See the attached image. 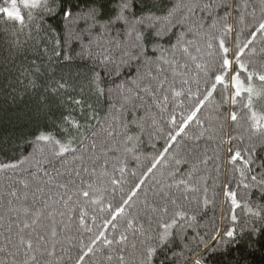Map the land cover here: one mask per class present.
I'll use <instances>...</instances> for the list:
<instances>
[{"label": "trees", "instance_id": "obj_1", "mask_svg": "<svg viewBox=\"0 0 264 264\" xmlns=\"http://www.w3.org/2000/svg\"><path fill=\"white\" fill-rule=\"evenodd\" d=\"M89 2L80 0V6ZM190 2L155 0L153 4L146 0L144 10L150 8L157 16H164L173 5ZM197 2L201 6L212 4L213 8L198 9L185 26L177 24L162 41L167 49L163 55L171 61L172 46L183 33L189 55L178 52V63L160 61L161 72L156 71L157 64L149 69L143 58L133 59L131 66L121 67L119 75L114 74L111 63L105 71L95 54L108 47L112 59L119 63L126 40L122 25L107 36L94 35L90 40L86 31L81 34L86 28L84 21L73 24L59 16L47 18L40 9L24 8L21 0H17V6L24 17L23 26L0 13V165H18L0 170V249H4L0 251V264H22L23 252L17 253L5 237L17 241L23 224L31 225V215L17 211L23 207L30 213L39 211L41 217L22 234L26 238L40 234L45 238L41 243L50 249L55 245L54 256L41 264H78L89 246L92 251L79 264H143L144 250L155 245L157 233L163 231L161 221L168 222L177 210L186 216L171 229L168 241L157 248L153 264H195L197 259L201 264H264V236L249 244L247 231L253 225L264 228V220L252 215L258 211L264 215V198L251 180L253 175L257 181L264 180V129L254 131L250 127V113L243 106L247 93L242 92L234 103L231 81L239 72L247 86L248 72L264 74V32L256 31L264 22V0ZM29 11L33 13L31 20ZM109 14L106 9L105 18ZM226 24L231 26L230 32ZM189 26L194 31H189ZM221 39L229 50L228 69L222 67L225 54L219 46ZM146 43L149 60L162 54L153 53L150 41ZM238 44H247L239 57L247 71L236 63ZM64 56L71 59L65 60ZM197 64L202 67L197 68ZM93 70L100 71L104 95H98L91 83ZM149 70L157 79L146 75ZM137 71L144 74L143 83L150 84L156 94L151 97L140 93L142 101L134 99L127 105L122 117L127 128L121 130L113 122V115L119 113L112 106L118 108L124 103V89L131 86ZM221 74L223 83L216 84L176 141H170L169 134H175L211 90L215 76ZM159 82L163 86L156 90ZM60 83L66 87L60 88ZM251 83L257 90L264 89V81L257 76ZM254 110L264 114V92L254 97ZM233 112L237 114L235 121L231 118ZM171 116L176 118L175 125L170 122ZM72 121L80 125L79 129ZM109 124L113 125L112 135L106 131ZM41 132L51 134L53 141H37ZM127 136L135 140L126 142ZM54 141H71L70 150L56 155L58 146ZM168 144L171 147L165 153ZM253 146L255 151L247 168L243 161L231 159L237 150L244 156V150ZM156 159L159 163L148 172ZM141 180L136 195L124 204ZM82 190H88L89 196L84 197ZM226 191L236 193L240 207L232 205ZM12 192L17 195L12 196ZM161 206L168 207L167 214L159 212ZM121 207L124 211L117 214L116 209ZM232 215L237 217L235 223ZM232 228L238 236L241 229L245 230L238 243L228 242L225 236ZM121 234L127 237L125 241L120 240ZM106 240L113 243L109 245Z\"/></svg>", "mask_w": 264, "mask_h": 264}, {"label": "snow or ice", "instance_id": "obj_2", "mask_svg": "<svg viewBox=\"0 0 264 264\" xmlns=\"http://www.w3.org/2000/svg\"><path fill=\"white\" fill-rule=\"evenodd\" d=\"M21 2L23 3L24 8L26 9H40L43 15L47 18H56L57 16H59L63 19L64 22H70L73 24H78L81 21H84L86 28L82 30L81 34H83V31H86L89 35L90 40L94 35L98 37L107 36L112 30L122 25L123 35L126 37V40L123 42V46L121 48L122 56L119 63L112 59L111 55L109 54L110 48L108 47H103L101 51L95 54L96 60L102 67H104L105 71H107V64L111 63L113 65L115 75L120 74L121 67L131 66V61L133 59L139 61L141 58H143L144 64L149 69L153 64H157V72H161L163 70L162 67L159 66L160 61H163L164 63H178L175 60V56L178 52H183L184 54L189 55V49L185 45L184 41V34L181 33L180 36L177 37L176 45L172 46L173 60L171 61L167 60L163 55V52L167 51V49H164L162 41L165 39L166 36L169 35L171 30L176 27L177 24L181 25L182 27L185 26L189 18L193 16L198 9L200 11H204L208 8H213L212 4H205L201 6L197 2V0H191L190 3L175 4L171 9H169L166 15L157 16L151 11L150 8L146 11L144 10L146 7V0H90V2L85 7L80 6V0H21ZM149 2L154 4L155 0H149ZM106 9L110 11V14L105 18ZM0 13L6 14L9 19L15 20L23 26L24 17L22 16L20 9L17 6V0H10V7L0 6ZM177 13H180V15L178 16ZM32 18L33 13L32 11H29L28 19L31 20ZM225 29L230 32L231 26L226 24ZM49 30L53 33L55 32V29L52 28L51 25H49ZM93 30L96 31L94 32ZM189 31H194V29L189 26ZM256 31L264 32V22L259 23ZM254 37L255 33H253V38ZM146 41H150L152 45L151 51L153 53L157 51H161L162 53L159 57H156L155 60H149V47ZM57 43H59V41H57ZM108 43L111 44L112 41L109 40ZM187 43L190 44L192 42L188 41ZM248 43H251V41H248ZM219 46L225 54V57L223 58L222 67L224 69H228L230 67V61L226 58V54L229 50L227 47H225L224 41L222 39L220 40ZM117 47H121V44L117 43ZM209 47H211V44H209ZM246 47L247 44H245L243 47H240L238 44V52L236 55V63L239 65V68L244 71H247V68L245 64L240 62L239 57L240 54L243 53L244 48ZM197 51H199V49H197ZM56 55L59 56L60 53L57 52ZM63 59L69 60L71 58L68 56H64ZM191 59L195 61L196 57H191ZM201 67L202 66L200 64H197V68ZM37 71H39V69H37ZM146 75L152 77V79H157L156 76H153L150 70L146 73ZM254 76H257L260 81H264V74H258L254 72H248L247 80L249 83L247 84V86H245L244 82L240 79L239 72H237L231 77L232 86L235 89L233 102L235 103V98L237 96H240L242 92L247 93V102L243 106L247 108L248 112L250 113V127L254 131H260L261 129H264V124L261 123L262 121H264V114H259L257 111L254 110V97H259L262 92H264V89L257 90L253 87L251 81L253 80ZM143 78L144 74H141L139 73V71H137V76L133 78L131 86L124 89V103L120 104L118 108L116 105L112 106L115 112L119 113V115H113V122L116 124V126L121 128V130H126L127 128V124L123 122L122 117L129 103H132L134 99H139L142 101L144 99V96H141L140 93H144L146 96L155 97L156 91L153 90L150 84L143 83ZM100 79V71L93 70L91 83L95 86L98 95H104V89L100 87ZM223 80L224 76L222 74L215 76V83L211 85V90H208L207 95H205L202 100H199L198 106L187 116L186 120H184L178 126V128L175 130V134H169L170 141H176L177 136H179L184 131L187 122L191 121L196 116V113L199 111V106L203 105L204 101H206L212 95V91L215 90L216 84L223 83ZM33 86H35L34 82ZM162 86L163 83L159 82L158 88L156 90H159V87ZM59 87L65 88L66 85L64 83H60ZM118 87L124 88L123 85H119ZM133 92H135V96H133ZM175 95L179 96L181 95V93L175 92ZM164 99L167 100V97L165 96ZM75 102L77 104L80 103L79 100ZM89 107L91 106L89 105ZM231 118L234 121L237 120V114L233 112ZM170 122L173 125L176 124L175 116L170 117ZM71 123L73 127L79 129L80 125L77 122L72 121ZM106 131L108 135H112L113 125L109 124L108 129H106ZM36 140L52 142L53 137L51 136V134H45L41 132L36 137ZM134 140V137H126V142H131ZM54 143L58 146V150L55 153L56 155L63 154L64 152L70 150L71 141H69V143L67 144L60 143L59 141H54ZM93 147H95V145H93ZM169 147H171V144H168L165 147V153L168 152ZM254 151V146L251 148H246L244 150L245 155L242 156L241 151L237 150L235 154L231 157V159L233 161H236L238 159L243 161L244 166L247 168L250 164V158ZM162 156L163 154H161V158ZM245 156H247L248 159H245ZM20 163H24V161H21ZM158 163L159 159H156L153 162L152 167L148 169V172H151L152 169L155 168ZM177 163H180V161L177 160ZM17 166L18 165L16 164H4L0 165V170L16 168ZM39 170L40 169H38V171ZM120 171L123 172V168H121ZM45 175H47L46 172ZM241 175H243V172H241ZM251 180L255 182L253 187H256L260 193V196L264 198V180L257 181V177L255 175L251 176ZM21 183L24 182L21 181ZM112 183L115 184L117 183V181L113 180ZM183 183L184 181H180V184ZM141 184H143V180L137 183L136 188L133 189L127 199H125L124 204H128V202L136 195V191L140 188ZM24 187L27 188L28 185L24 183ZM61 187H63V185H61ZM91 187V184H89L88 188ZM168 187H171V185H169ZM176 187H179V184H177ZM185 187L187 186L185 185ZM244 187L248 188L249 185L244 184ZM37 191L42 192L43 190L38 189ZM11 195L16 196L17 193L12 192ZM82 195L84 197H88L89 191L82 190ZM164 195L166 196L167 193L165 192ZM225 195L231 197V202L234 207H240V205L237 203L235 192L226 191ZM24 198L27 199V194H25ZM68 199H71V197H69ZM45 203H47V201H45ZM65 203H67V201H65ZM172 203L174 204L175 201H172ZM206 203L207 200H205V204ZM244 207L247 208L250 213L252 212L251 208L247 203H245ZM17 211H23L26 215L30 214L32 217L31 225L37 224L41 217V213L39 211L30 213V210L27 207L17 209ZM123 211V207L116 209L117 214ZM168 211L169 209L167 206H161L159 208V212L161 214H167ZM252 215L260 218L261 220H264V215H262L259 211L252 213ZM185 216V212L177 210L173 213L172 218L168 222L161 221L160 228L163 229V231L157 233V243L155 245L148 246L144 250L143 264H153V257L156 254L157 248L162 247L168 241V238L171 235V229L178 223L179 219H184ZM112 219L115 220L116 216L114 215ZM236 220V215H232V221L235 223ZM81 223H83V213L81 214ZM132 223L133 221L130 220L129 228L132 227ZM31 225L29 223L23 224V227L20 229V232L17 233V241H12L10 236L5 237V239L6 241L13 244V247L16 248L17 253L21 251L23 252L24 259L22 261V264H41V262L46 260L47 257L54 256L55 245H52L50 249L48 248L46 243H41V241H44L45 238L40 234H37L34 238L31 236H28L26 238L22 234L23 230L29 228ZM247 231L249 237V244L257 242L256 240H254V238L264 236V228H257L255 225H253ZM244 234L245 230L241 229L238 236L237 230L235 228L229 229L225 232V236L227 237L228 242L230 243H238L243 238ZM52 235H55V231L52 232ZM216 235L218 236L219 234L217 233ZM100 236H103V232L100 233ZM97 239H99V237H97ZM126 239L127 237L121 234L120 240L125 241ZM213 239H216V236H214ZM95 242L96 241L94 240L93 244H95ZM105 243L110 245L113 243V241L106 240ZM205 246L207 245L205 244ZM133 247H135V245H133ZM0 251H4V249H0ZM91 251L92 247L89 246L87 252H84V254L79 257V261H83L84 256H86L88 252ZM120 259L123 260V257L121 256ZM161 264H163V261H161ZM195 264H201V260L197 259L195 261ZM236 264H239V261H237Z\"/></svg>", "mask_w": 264, "mask_h": 264}, {"label": "rangeland", "instance_id": "obj_3", "mask_svg": "<svg viewBox=\"0 0 264 264\" xmlns=\"http://www.w3.org/2000/svg\"><path fill=\"white\" fill-rule=\"evenodd\" d=\"M0 6L10 7V0H0Z\"/></svg>", "mask_w": 264, "mask_h": 264}]
</instances>
